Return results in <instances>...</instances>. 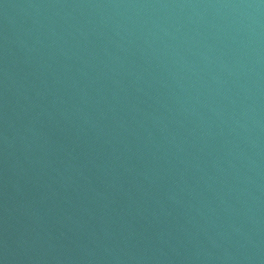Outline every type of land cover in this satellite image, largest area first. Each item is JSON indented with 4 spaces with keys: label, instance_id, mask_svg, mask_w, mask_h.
Instances as JSON below:
<instances>
[{
    "label": "water",
    "instance_id": "1",
    "mask_svg": "<svg viewBox=\"0 0 264 264\" xmlns=\"http://www.w3.org/2000/svg\"><path fill=\"white\" fill-rule=\"evenodd\" d=\"M0 264H264V0H0Z\"/></svg>",
    "mask_w": 264,
    "mask_h": 264
}]
</instances>
